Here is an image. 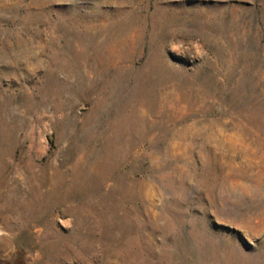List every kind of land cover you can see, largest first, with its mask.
I'll return each mask as SVG.
<instances>
[{"label":"rangeland","instance_id":"rangeland-1","mask_svg":"<svg viewBox=\"0 0 264 264\" xmlns=\"http://www.w3.org/2000/svg\"><path fill=\"white\" fill-rule=\"evenodd\" d=\"M0 146L1 264H264V0H0Z\"/></svg>","mask_w":264,"mask_h":264},{"label":"bare ground","instance_id":"bare-ground-1","mask_svg":"<svg viewBox=\"0 0 264 264\" xmlns=\"http://www.w3.org/2000/svg\"><path fill=\"white\" fill-rule=\"evenodd\" d=\"M87 82H88V81H87ZM124 82H126V81H124ZM125 84H126V83H125ZM119 85H120V83H119ZM122 85H123V84H122ZM125 86H126V85H125ZM125 86H124V87H125ZM120 87H122V86H120ZM117 89H119V88L117 87ZM88 90H89V89H88ZM116 91H117V90H116ZM120 91H123V89L120 90ZM120 91H119V92H120ZM120 93H121V92H120ZM115 97H116V95H115ZM119 97H120V96H119ZM113 98H114V97H113ZM112 104H113V103H112ZM2 135H3V134H2ZM8 137H9V136H8ZM5 141H6V140H5ZM1 142H2V141H1ZM11 143H12V142H11ZM1 145H2V144H1ZM5 145H6V144H5ZM12 147H13V145H12ZM0 148H1V146H0ZM2 148H3V147H2ZM7 148H8V146H7ZM9 148H10V147H9ZM12 149H13V148H12ZM7 151H8V150H7ZM9 151H10V150H9ZM3 152H4V151H3ZM3 152H2V153H3ZM6 153H7V152H6ZM11 154H12V153H11ZM21 154H22V153H21ZM24 154H26V153H24ZM8 155H10V154H8ZM13 155H14V154H13ZM13 155H12V156H13ZM16 156H17V155H16ZM19 156H20V155H19ZM23 156H24V155H23ZM8 157H9V156H8ZM14 158H15V157L13 156V160H14ZM27 158H28V157H27ZM3 159H4V158H3ZM16 159H17V158H16ZM6 160H7V159H6ZM0 161H1V160H0ZM3 161H4V160H3ZM25 161H26V159H25ZM18 162H19V161H18ZM27 162H28V161H27ZM27 162H26V163H27ZM4 163H5V162H4ZM6 163H7V162H6ZM32 163H33V162H32ZM8 164L10 165V163H8ZM24 164H25V162H24ZM28 164H30V163H28ZM4 165H5V164H4ZM14 165H15V164H14ZM17 165H18V164H17ZM25 165H27V164H25ZM5 166H6V165H5ZM28 166H29V165H28ZM33 166H34V165H33ZM33 166H32V167H33ZM18 167H19V166H18ZM29 167H30V166H29ZM11 168H12V167H11ZM27 168H28V167H27ZM26 170H27V169H26ZM7 171H8V170H7ZM23 171H24V170H23ZM29 171H30V168H29ZM8 172H9V171H8ZM24 172H25V171H24ZM5 173H6V172H5ZM18 173H19V172H18ZM23 175H24V174H23ZM27 175H28V174H27ZM1 176H2V174H1ZM25 176H26V175H25ZM8 177H9V176H8ZM8 177H7V178H8ZM11 177H12V176H11ZM21 177H22V176H21ZM23 177H24V176H23ZM26 177H27V176H26ZM31 177H32V176H31ZM3 178H4V177H2V179H3ZM24 178H25V177H24ZM28 178H29V177H28ZM22 179H23V178H22ZM30 179H31V178H30ZM30 179H29V180H30ZM13 180H14V179H13ZM24 180H25V179H24ZM3 181H4V179H3ZM3 181H1V183H2ZM9 181H10V180H9ZM24 182H26V180H25ZM27 182H28V181H27ZM30 182H32V181H30ZM33 182H34V181H33ZM4 183H5V182H4ZM4 183H2V185H3ZM11 183H13V182L11 181ZM8 185H9V184H8ZM8 185H7V187H8ZM33 185H35V184H33ZM31 186H32V185H31ZM0 187H1V186H0ZM4 187H5V186H4ZM37 187H38V185H37ZM2 188H3V187H1V189H2ZM31 188H32V187H31ZM31 188H30V189H31ZM33 188H34V186H33ZM35 188H36V187H35ZM1 189H0V190H1ZM7 189H8V188H7ZM10 189H11V188H10ZM13 189H15V188L13 187ZM36 190H37V189H36ZM32 191H33V189L30 190V193H31ZM41 191H42V190H41ZM0 192H1V191H0ZM2 193H3V191H2ZM5 193H6V192H5ZM14 193H15V192H14ZM20 193H21V192H20ZM33 193H34V192H33ZM11 194H12V192H11ZM16 194H17V193H16ZM23 195H24V194H23ZM10 197H11V195H10ZM21 197H22V195H21ZM13 198H14V196H13ZM18 198H19V197H18ZM7 199H8V198H7ZM7 199H6V200H7ZM24 199L26 200V197H25ZM37 199H38V198H37ZM6 200H5V201H6ZM30 200H31V199H30ZM19 201H20V200H19ZM1 202H2V201H1ZM3 202H4V201H3ZM9 202H11V201H9ZM12 202H13V201H12ZM12 202H11V203H12ZM15 202H16V200H15ZM26 202H27V201H26ZM20 203H21V202H20ZM23 203H24V201H23ZM15 204H16V203H15ZM17 205H18V204H17ZM21 205H22V204H21ZM21 205H20V206H21ZM3 206H4V205H3ZM10 207H11V205H10ZM14 207H15V206H14ZM1 210H2V209H1ZM3 210L5 211V209H3Z\"/></svg>","mask_w":264,"mask_h":264},{"label":"trees","instance_id":"trees-1","mask_svg":"<svg viewBox=\"0 0 264 264\" xmlns=\"http://www.w3.org/2000/svg\"><path fill=\"white\" fill-rule=\"evenodd\" d=\"M1 264V263H0Z\"/></svg>","mask_w":264,"mask_h":264}]
</instances>
